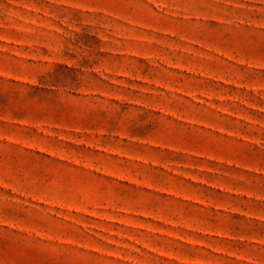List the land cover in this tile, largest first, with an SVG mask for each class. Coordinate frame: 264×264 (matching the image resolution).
<instances>
[{"label":"rangeland","instance_id":"1","mask_svg":"<svg viewBox=\"0 0 264 264\" xmlns=\"http://www.w3.org/2000/svg\"><path fill=\"white\" fill-rule=\"evenodd\" d=\"M0 264H264V0H0Z\"/></svg>","mask_w":264,"mask_h":264}]
</instances>
